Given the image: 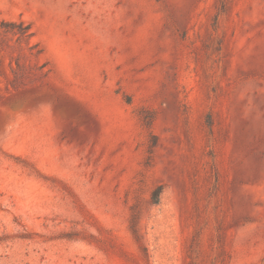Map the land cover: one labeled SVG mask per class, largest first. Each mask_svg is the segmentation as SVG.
Instances as JSON below:
<instances>
[{
  "label": "rangeland",
  "instance_id": "1",
  "mask_svg": "<svg viewBox=\"0 0 264 264\" xmlns=\"http://www.w3.org/2000/svg\"><path fill=\"white\" fill-rule=\"evenodd\" d=\"M0 264H264V0H0Z\"/></svg>",
  "mask_w": 264,
  "mask_h": 264
},
{
  "label": "trees",
  "instance_id": "2",
  "mask_svg": "<svg viewBox=\"0 0 264 264\" xmlns=\"http://www.w3.org/2000/svg\"><path fill=\"white\" fill-rule=\"evenodd\" d=\"M7 25H8V27H11V28H16L17 27L18 28V33L22 37L29 38L31 36V34L28 33L29 27L28 26L23 27L22 23L17 24V25L15 23H9ZM160 192H161V188H157L155 190V192L153 194V199H152V203L153 204H156L157 203L158 200H156V199L154 200V197L157 196V198H158V195L160 194Z\"/></svg>",
  "mask_w": 264,
  "mask_h": 264
}]
</instances>
